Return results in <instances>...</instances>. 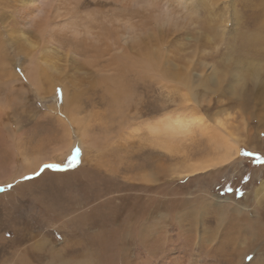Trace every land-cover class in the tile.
Returning a JSON list of instances; mask_svg holds the SVG:
<instances>
[{
    "label": "rangeland",
    "instance_id": "obj_1",
    "mask_svg": "<svg viewBox=\"0 0 264 264\" xmlns=\"http://www.w3.org/2000/svg\"><path fill=\"white\" fill-rule=\"evenodd\" d=\"M6 2L12 6L4 10L8 19L2 26L11 43H5L4 50L9 67L21 70L15 73L21 80H12V85L5 75L0 83V103L7 105L5 119L2 114L0 120V134L10 139L14 150L0 147V188L4 189L0 192V264H264V161L246 157L242 151L264 157V93L246 110L240 104L243 89L231 88L228 83L232 75L224 76L226 68L218 65L217 77L221 80L215 76L217 79L208 82L211 89L207 91L195 88L197 97L205 99L196 113L204 114L211 123L218 116L224 121L227 118L229 128L235 132L247 122L246 131L251 134L244 137L245 144L230 162L188 177L177 176L176 171H183L194 160H211L222 154L200 130L185 142L188 151L167 152L155 144L145 124L165 111L181 108L180 93L136 76H128L122 80L124 84L117 86L114 78L52 72L56 76L53 81L41 77L43 90L28 85L22 68L26 57L20 43L25 40L24 34H29L24 33L17 16L25 2ZM200 2L205 15L213 12L218 18V40L215 47L204 46V52L210 54V48H216L222 62L224 58L227 61V70L233 73L248 75L253 69L254 73L242 76L243 80L247 78V86L252 88L254 84L256 91L260 88L257 81L261 80L264 90V0ZM33 30L36 32L37 27ZM204 36V41L211 42L210 33L205 31ZM34 38L36 33L30 35V40L36 42ZM211 59L202 58L207 72L215 65ZM51 63L59 68L69 64L65 60ZM42 66L47 69L44 63ZM200 72L206 75L204 70H196ZM204 75L200 76L202 81L207 79ZM96 77L97 81L93 79ZM98 79L105 84L100 85ZM58 87L68 89L63 91L74 99L70 105L76 103L72 108L69 104L62 106L74 118L77 115L72 128L59 123ZM80 132L85 133L81 145L76 144ZM77 148L81 149L79 155ZM73 155L76 162L68 167ZM37 160L41 164L62 160L66 170H46L32 180L17 183ZM7 177L15 185L11 190L7 189ZM228 188L233 191H226Z\"/></svg>",
    "mask_w": 264,
    "mask_h": 264
},
{
    "label": "bare ground",
    "instance_id": "obj_2",
    "mask_svg": "<svg viewBox=\"0 0 264 264\" xmlns=\"http://www.w3.org/2000/svg\"><path fill=\"white\" fill-rule=\"evenodd\" d=\"M6 1L12 2L15 0H6ZM6 1L0 0V62H1L0 63V83L3 80L5 75L9 76V79L11 80V82L12 80H14L15 82L16 80L17 81L21 80V78H19V76L15 74L16 68L9 67V62L7 61L8 55H6V52L4 50L5 43L7 42L11 43V41L8 40L9 38L6 39L7 36L2 26L3 23H5L8 19V15L4 10L12 6V4H9ZM24 2H23L24 5L22 7L20 6L19 10H17L18 11L17 16L23 27L24 33L28 32L29 34V35L24 34L25 40H22V44L20 43V46L22 47V51L24 50L23 54H25V57H26L25 58L26 65L25 67H22V68L25 69V79L28 85L32 87L33 86L40 87L42 76L47 81H51L52 79L56 77L53 75L52 72H55V73L60 72L63 74H73V75L87 74L90 76L94 75V76H100V77H106V78H114L115 80H117L115 82L117 86L122 84L123 83L122 80H124L125 78H128V76L149 78L151 80L157 81L158 84H160L163 88L164 87L175 88V90H177L180 93L179 98H181L180 99L181 102L179 101L178 102L181 105H183L181 108L179 107V109L177 107L178 110L176 111H167V112L165 111L161 115L157 116L155 119H150L146 122L145 124L146 128L149 134L151 135V137L155 139L154 140L155 144L159 148L167 152H171L174 150L181 151V152L188 151L187 148H184L185 146L188 147V145H186L185 142L187 140L188 141L191 140L194 137V134L198 130H200L204 135L210 138V140L213 143V148L216 151L218 149L222 151L221 152L222 154L220 153L221 155L219 157H217L218 155L216 156L217 158H212L211 160L208 159L205 161H195V160L194 162L192 161L191 163L187 164L185 168H183V171L181 172L176 171L175 174L177 176L188 177L190 175H195L200 172H204L207 170L209 171V169H213L225 163L230 162L233 159V156L239 153V150L241 148L240 146H242V144H245L244 137L245 136L247 137L248 134H251V131H248V130L246 131L247 122L243 123V126L241 127L240 132L239 131L235 132V129L229 128L228 123L226 122L227 118L224 121L221 119V117L218 116L214 123L209 122L207 118L204 117V114L200 112L196 113V110L200 109L205 99L201 100V98L197 97L198 92L196 93L195 88L197 89L200 88V90H206V91L211 89V86L210 84H208V82L212 83L214 81L213 79L219 76L217 74L218 65L220 67L222 65L224 66V68H226L225 69L226 71L224 72V76L231 74L233 77L232 81L230 80L231 82H229L228 85L231 86V88L232 87L234 88L236 86H239V87L241 86V89H243L242 90L243 93L241 95L244 96V99H242L243 97L240 99V104L243 105L246 108V110H248V108H251L253 104L259 102L260 100L259 97L262 95L261 92L264 93V90H261V87H262L261 84L263 81L261 80L257 81V84H259L260 88L258 91H256L255 88L253 87L254 84L252 85V88L247 86V83H248L247 78L243 80L242 76L246 77L247 75L244 71L243 72L245 74H242V72L240 73L238 72V74H236V73H233L235 71H233L232 69L227 70L228 69V64H226L227 61L224 58V62H222V60L219 58L220 54L218 53L216 48H210L212 49V52L210 54H207L206 52H204L203 48L211 47V45L214 46V44H216L218 40V34H217L218 31L216 29V26L218 24L217 22L218 18L216 17L214 18L213 12L207 13L206 14L207 16H206L205 13H203L202 3L200 2V0H147V3L150 6L141 7V8L133 7L132 0H126V5H125V0H43V3L47 5V7L43 9H41L42 0H24ZM212 5L216 7V3H212ZM89 6H93V8L90 10H82V8H86ZM41 11H44L45 13L44 16L39 15ZM261 14L263 15V13ZM66 21H71L75 25L76 31L79 34L78 36L73 37L63 31V27ZM35 27H37L36 32H34L35 30H33ZM256 27L259 28L260 26L257 25ZM205 31H207L211 35L210 37L211 42H208L210 45L206 41H204L206 40L204 36ZM32 33H36V39L34 38L36 42H34L33 40H30V35H32ZM17 42H21V39H18ZM245 42H248V41H245ZM9 45L7 47H9ZM202 58H205V59L212 58L211 60L214 61L213 63H215V65L213 64L212 67H210L211 69L210 72L205 71L206 66L205 64H203ZM61 60H65V62L67 61L69 62V64L67 66H63V67L61 66V68H59L55 64L51 63V62L61 61ZM241 62H239V64H241ZM42 63H44L45 67L48 70L45 68H42L43 67ZM234 65L235 64H233V66ZM241 65H243V63ZM242 67L244 69L249 70L248 66H242ZM201 69L204 70V72H206V75L202 74L201 72L196 73V70H201ZM6 71H11V73L9 72V74H5ZM252 71L247 75V77L250 74L254 73V71L253 72ZM61 75L62 74H60V76ZM201 75H204L207 78L206 81H202L200 79ZM80 77H83V76H80ZM178 78H182L181 81H179ZM76 79H74L73 82H75ZM93 79H96L95 81H97V77ZM140 80H143V79L140 78ZM7 81L8 80H6V82ZM148 81L150 82V80ZM13 82L11 83L12 85L15 83ZM76 82H78V80H76ZM99 83L96 82V84H99ZM102 83L104 82L101 81L100 85H102ZM74 84H73V87H74ZM91 84L89 83L88 85L90 86ZM44 85H47L46 82ZM92 86H90L89 88H91ZM117 86L115 87L117 88ZM41 87H44V86H41ZM41 87L40 89L43 90V88ZM58 89L60 88L58 87ZM66 89L64 87V89L62 90L65 91ZM244 89H247L249 91H245ZM80 90L79 92H82L83 89L81 91ZM130 90L132 89L130 88ZM46 91L47 90H45V92ZM64 91H63L62 102L59 99H57L58 101L57 104L60 105L61 107L60 115H57V117L59 116L61 121L60 122L58 121V122L67 124V128L68 126L72 128L74 126V123H76L74 121L77 115L74 118L72 115H70L71 111L68 110L69 111L68 113L66 108H63L64 106L65 107L68 106V104L73 99V98L66 97ZM113 91H115V89ZM134 91L135 90H133V92ZM120 92L123 93V96H124V92L122 91ZM129 93H131V91ZM74 94H73V97H74ZM257 94H258V97H257ZM71 96L72 95H70V97ZM77 96H79L78 93H77ZM76 99L77 98L75 97V101H77ZM0 100H1V97H0ZM189 101H191V104H189ZM174 102H177V101H174ZM72 104L76 105V103H72ZM71 105L69 104V108L73 107V105L72 107H70ZM4 107H5L4 104L0 103V120H2L1 118L4 117V110L7 107V105L5 108ZM73 110L75 111V108H73ZM73 110H72V113L74 114ZM78 113L76 114L80 115V111ZM2 114H3V117H2ZM40 117L43 119V116H40ZM81 118H85V117L82 116ZM77 119H79V117ZM82 120H86V119H82ZM85 122L83 123L85 124ZM0 126H1V122H0ZM86 126H87V123H86ZM41 128H40V131L42 132ZM134 128L138 129L139 127L135 126ZM9 129H11V132H12L13 128H9ZM22 129L23 128H21V130ZM1 130L2 128L0 127V131ZM37 130H38V126H37ZM86 130H85V133H86ZM245 131L246 133L244 134L243 132ZM85 133L80 132V135H79V138L76 144L78 143L79 145H81L85 142ZM15 137L16 136H14V138ZM14 142L15 141H13V143ZM11 143L12 142L10 141V139L6 138L5 134L3 135L0 134V147L1 145H3L7 148H10V150L14 151L13 149H11L13 145ZM17 149H18V146H17ZM44 161H47V160L45 159ZM60 161L62 162V160ZM41 162L42 161L37 160V162H35L33 165V169H36L41 164ZM33 169L25 171L24 173L22 172L20 173L29 174L32 172ZM5 181L11 182L10 178L8 179V177L5 178ZM16 188L14 190H16Z\"/></svg>",
    "mask_w": 264,
    "mask_h": 264
},
{
    "label": "snow or ice",
    "instance_id": "obj_3",
    "mask_svg": "<svg viewBox=\"0 0 264 264\" xmlns=\"http://www.w3.org/2000/svg\"><path fill=\"white\" fill-rule=\"evenodd\" d=\"M125 5H126V0H125ZM132 6L136 7V8H141V7H147V6H150V5L147 3V0H132ZM46 7H47V5L44 4L43 0H42L41 9L46 8ZM39 15L44 16L45 15L44 11H41L39 13ZM63 31L68 33L69 35H71L73 37H76V36L79 35L77 33V31H76L75 25L71 21H66L65 22L64 27H63ZM16 71L20 72L21 70L19 68H17ZM21 75H23L22 72H21ZM56 96L62 102V100H63V90L62 89H57L56 90ZM189 104H191V101H189ZM75 151H76V154L79 155L80 152H81V149L77 148V149H75ZM243 154L245 156H249V157L256 156L257 159L264 161V157H260V156H258L255 153L244 152ZM75 162H76V156L73 155L71 160L68 161V167H72L75 164ZM46 170L63 171V170H66V169L64 167V164H62V163H48V162H45V163L40 164L36 169H33L31 174H21L19 180L17 181V183H21V182H24V181L32 180L34 177L41 175ZM14 187H15V185L12 182H8L7 189L11 190ZM3 191H4V189L0 188V192H3ZM226 191L231 192V191H233V189L228 188V189H226ZM241 194H243V193H241Z\"/></svg>",
    "mask_w": 264,
    "mask_h": 264
},
{
    "label": "trees",
    "instance_id": "obj_4",
    "mask_svg": "<svg viewBox=\"0 0 264 264\" xmlns=\"http://www.w3.org/2000/svg\"><path fill=\"white\" fill-rule=\"evenodd\" d=\"M242 151H243V153H244V152H247V151H245V149H242ZM243 155H244V154H243ZM244 156H245V155H244ZM246 157H249V156H246Z\"/></svg>",
    "mask_w": 264,
    "mask_h": 264
}]
</instances>
